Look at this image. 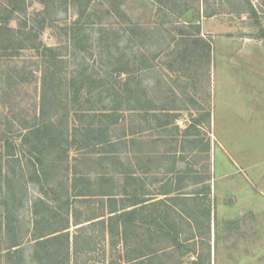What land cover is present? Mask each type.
Here are the masks:
<instances>
[{
  "label": "rangeland",
  "instance_id": "1",
  "mask_svg": "<svg viewBox=\"0 0 264 264\" xmlns=\"http://www.w3.org/2000/svg\"><path fill=\"white\" fill-rule=\"evenodd\" d=\"M48 1L47 6L26 0L25 8L28 18L43 11L51 22L41 40L67 61L59 66L64 87L85 71L106 80L93 95L82 91L78 115L68 104L71 126L89 125L93 110L100 112L105 105L113 111L114 106L115 119L105 122L117 130L112 138L122 128L112 122L127 117V128L142 140L135 150L147 153L150 170L160 174L152 175V181L159 177L161 187L170 188L173 178L181 187L175 201L160 205L159 221L149 218L128 230L120 225L114 234L108 217L105 226L87 223L107 198H74L64 187L68 165L56 160V149L42 147L44 173L39 175L28 161L32 149L21 144L23 124L40 115L42 59L30 50L4 59L0 131L20 157L9 163L3 158L0 169V264H44L36 254L42 247L32 236L35 211L56 227L70 218V264H128L142 254L149 257L135 264H264V0H82L78 6L89 1L88 13L102 23L94 26L86 24L87 16L81 20L77 6ZM7 4L0 0V16ZM79 19L83 30L75 42L71 27ZM9 68L25 71L27 82L9 88L3 73ZM110 85L118 92L114 99L108 97ZM116 99L121 107L113 103ZM152 108L157 114L146 113L145 124L142 115L126 113ZM158 115L168 116L166 127ZM62 121L56 120V126L64 128ZM4 145L0 142L2 154ZM174 156L177 165L171 163ZM95 159L92 168L103 172ZM78 165L89 172L83 160ZM53 190L60 196L57 213L48 211L55 206ZM80 226L85 230L77 233ZM48 228L42 225L43 231ZM48 246L58 252L62 248L59 243Z\"/></svg>",
  "mask_w": 264,
  "mask_h": 264
},
{
  "label": "trees",
  "instance_id": "2",
  "mask_svg": "<svg viewBox=\"0 0 264 264\" xmlns=\"http://www.w3.org/2000/svg\"><path fill=\"white\" fill-rule=\"evenodd\" d=\"M33 1L47 6L50 4V1L47 3V0ZM63 1L66 7H68L70 3L73 7L77 6L81 20L85 16L88 17V22L86 24L93 26L102 24L97 19L91 18V15L88 13L90 7L89 1L86 2L85 6H78L80 5L78 3H83L82 0H78L79 2L77 0ZM25 3L26 0H8L4 12L0 16V61L4 59H16L21 56L23 51L28 50L37 53L43 61L44 70H42L41 80L42 95L40 115L35 117L32 122H25L22 126V130L26 131V135L23 137L21 144L22 146H29L32 150H29L28 154L34 155V160L30 158L28 161L35 169H39L38 173L42 175L44 173L43 154L45 152V149L42 147H47L46 145L48 144V148L56 149V155L58 156L56 160L60 163H67L68 165V172L70 173L68 175L69 182H64V187L68 193L69 191L75 193L74 198L76 199L95 197L102 199L107 198V203L103 202L104 204H102L100 209L101 212L93 214L86 222L95 223L97 221L96 223H101L100 225L105 226V219L108 217V228L113 234L119 232L120 225H123L125 230H128V227H134L132 224L136 223L139 213L135 209L128 210L130 203L135 202L132 200L134 196L123 193L122 187H118L116 186L117 184L113 185L112 183L110 166L111 157L114 153L113 136L111 135V128L108 126L110 124L107 125L105 122L111 120V118L115 119L116 114L113 111L116 110V108L114 109L113 106V111H111L104 105V108H102L100 112L93 110L94 112L92 113L95 114L91 116L93 119L89 125L81 126L76 122L71 126L69 122L68 104L74 105L73 113L78 115V111H81V105L78 104L81 102L82 91L86 90L89 95H93L94 92L98 91V86L103 87L105 85L106 80H96L94 76H88L87 71H85L79 73L78 78H72L65 88L62 77L63 72H61L59 66L66 65L67 61L61 57L62 55L60 56L58 54L59 49L47 47L41 40L42 32L46 28L52 27L51 22L47 19L46 13L43 11L28 18ZM81 20L79 19L75 25L71 27V36L75 42L79 40L78 36L81 35L83 30V25L80 22ZM67 34H69V32H67ZM80 48L79 49L82 51L86 50L83 47ZM3 73L7 76L6 83L9 88H12L13 85L17 83H25L28 80L25 71L17 68H9L7 72ZM80 77H84V79L82 80ZM121 83H124L126 88L128 87V81L124 80V82ZM107 91L109 99H114L118 94L111 85L110 89ZM115 102H117V99L113 100V103ZM87 103L90 104L91 100L88 99ZM115 104L118 105L116 107H121L119 103ZM88 115H92L91 112ZM60 117H63L61 127L64 128L56 126V120L60 119ZM75 117L80 118V116ZM115 121L118 123L119 120H114L112 125L115 124ZM33 138L36 142L32 140ZM0 142H4L5 144L4 153L2 154L0 151V169L3 171V158H6L5 163H9L10 160L15 158L18 159L20 156L16 154V146L14 143L10 141L7 134L1 131ZM72 152H76V156H72ZM93 157L94 159L98 157V159L95 160L100 164L101 169H104L103 172H95L92 168ZM82 160L87 169H89L87 173L79 170L78 162ZM107 165H109V167H106ZM7 179L8 181L10 180L9 174ZM53 195L52 201L55 206H48V211L57 213L61 208L58 205L60 196L55 190H53ZM67 206L69 210V200L66 202V207ZM34 215V231L32 236L37 246H39L37 248L42 247V251L37 249L39 250L36 253L37 259L44 264H70V255L74 251L72 250L70 218H68L61 227H56L54 222L53 224L49 223L46 215L40 216L38 211H35ZM9 219L10 218L7 220L10 221ZM42 225H46V227L49 228L43 231ZM79 225L81 224H75V226ZM84 227L85 226H80L77 229V233L85 230ZM124 237L125 239L123 238V240L126 241L128 238L126 234ZM55 243L62 245L59 252L52 251L50 249L51 247L48 246V244L52 246ZM73 243L75 245L77 241L73 240ZM13 254H16V252H13ZM148 257L149 255L142 254L140 257L129 260L128 264L141 262Z\"/></svg>",
  "mask_w": 264,
  "mask_h": 264
},
{
  "label": "crops",
  "instance_id": "3",
  "mask_svg": "<svg viewBox=\"0 0 264 264\" xmlns=\"http://www.w3.org/2000/svg\"><path fill=\"white\" fill-rule=\"evenodd\" d=\"M150 112L157 114L156 109L153 108L150 110L140 109L138 111L127 109L126 113L134 114L132 117H139L138 115H142L143 117L139 118H143L141 119V122L145 124L147 123V119H144L145 114H149ZM162 112L168 113L169 111L164 110ZM167 117L168 116L165 115L157 116V118H159V121L161 122V126H167ZM131 121L133 123L135 122V120ZM115 126H120L122 128L119 130L120 134H118L116 138H112L114 145V153L111 157L112 160L110 166L112 183L113 185L117 184L116 186L122 187V190L124 191H122L123 193H128L134 196V199L132 200L135 202L130 203V207L128 210L135 209L139 213V215L137 217L136 223L132 224V226H144L145 224H147V219L149 218H152V220L155 221H159L162 218L163 214L160 205H162L165 199H173L175 201V195L179 192L178 188H180L181 186L177 187L174 184L177 181L173 178H171L170 181V188L161 187L163 182L161 178L159 179V177L155 178V180L152 181V178H150L152 175L160 174H157L158 171H153L152 173V171L150 170L151 166H149V159L151 158H148L150 156H148L147 153L135 150L137 145H142V140L137 141L136 139L138 133L132 132V130L127 128L129 126V122L127 117L124 116L122 120L118 121V123L115 122L113 127ZM111 131V135L115 137L117 130H115L114 128ZM174 157H171V163H173V165H177V163L179 164L180 161L178 162L177 157ZM96 159H98V157H96ZM106 167H109V165H107ZM168 173H170V175L172 176L174 171L170 170L168 171ZM178 184H180V182ZM152 196L157 197L151 198ZM171 209L178 211L176 207H173Z\"/></svg>",
  "mask_w": 264,
  "mask_h": 264
}]
</instances>
